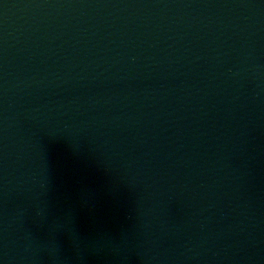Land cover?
<instances>
[{
    "label": "water",
    "instance_id": "95a60500",
    "mask_svg": "<svg viewBox=\"0 0 264 264\" xmlns=\"http://www.w3.org/2000/svg\"><path fill=\"white\" fill-rule=\"evenodd\" d=\"M0 264H264V0H0Z\"/></svg>",
    "mask_w": 264,
    "mask_h": 264
}]
</instances>
